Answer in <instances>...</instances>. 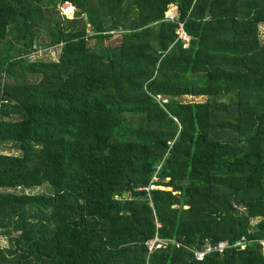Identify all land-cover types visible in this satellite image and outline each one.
<instances>
[{
    "label": "trees",
    "instance_id": "trees-1",
    "mask_svg": "<svg viewBox=\"0 0 264 264\" xmlns=\"http://www.w3.org/2000/svg\"><path fill=\"white\" fill-rule=\"evenodd\" d=\"M260 25L264 0H0V264H264Z\"/></svg>",
    "mask_w": 264,
    "mask_h": 264
},
{
    "label": "rangeland",
    "instance_id": "rangeland-1",
    "mask_svg": "<svg viewBox=\"0 0 264 264\" xmlns=\"http://www.w3.org/2000/svg\"><path fill=\"white\" fill-rule=\"evenodd\" d=\"M64 3L60 4L58 6V11H59V15L62 16L63 18H72L74 15H67L65 14L62 9L61 6ZM69 4V3H68ZM176 9L174 7H171L170 10L168 11V13H172L175 14ZM81 15H79V17H81ZM207 28L216 30V24H212L209 25L207 24ZM259 32H260V39L263 40L264 39V25H260L259 26ZM115 41V39H114ZM90 44L94 45L95 41L91 40V42H89ZM35 49L37 50L35 53H33L32 55L28 56L29 61H44V62H49V61H57L60 55V48L55 46V47H49L46 49H43L41 47H38L37 45H35ZM185 100L184 101H192V102H197V101H203L204 97H196V96H185L184 97ZM0 151L6 152V153H10V154H20V151L17 150V148L12 144V142H6L3 144V146L0 147ZM12 190V189H11ZM41 188H33V189H25L24 192H36V191H40ZM16 192H20V190H15ZM124 196V195H123ZM0 245L1 246H7L8 245V241L7 238L2 236L0 234Z\"/></svg>",
    "mask_w": 264,
    "mask_h": 264
},
{
    "label": "built area",
    "instance_id": "built-area-1",
    "mask_svg": "<svg viewBox=\"0 0 264 264\" xmlns=\"http://www.w3.org/2000/svg\"><path fill=\"white\" fill-rule=\"evenodd\" d=\"M178 39H180L183 42H188V37H187L186 33L184 32L181 24L179 25ZM161 241L162 240L158 237L149 241L148 242V248H149L150 252H152L153 249H155L156 247L160 246L159 242H161ZM258 243L261 245V251H262V254L264 255V240H260V241H258ZM236 244H240L241 247H244V244H242L241 242H236ZM225 246H226V242L220 241L214 247L206 246V248L204 250H195L194 253H195L196 259L201 260L203 258V255L205 253L209 252L210 250H213V249L222 250Z\"/></svg>",
    "mask_w": 264,
    "mask_h": 264
},
{
    "label": "water",
    "instance_id": "water-1",
    "mask_svg": "<svg viewBox=\"0 0 264 264\" xmlns=\"http://www.w3.org/2000/svg\"><path fill=\"white\" fill-rule=\"evenodd\" d=\"M82 16L84 17V19L87 18V15H85V14H83ZM165 16H166V18H168V19H172V18L175 16V14L169 15V13L167 12Z\"/></svg>",
    "mask_w": 264,
    "mask_h": 264
},
{
    "label": "crops",
    "instance_id": "crops-1",
    "mask_svg": "<svg viewBox=\"0 0 264 264\" xmlns=\"http://www.w3.org/2000/svg\"><path fill=\"white\" fill-rule=\"evenodd\" d=\"M70 5V4H69ZM72 7V6H71ZM73 8V7H72ZM73 12H74V9H73Z\"/></svg>",
    "mask_w": 264,
    "mask_h": 264
},
{
    "label": "bare ground",
    "instance_id": "bare-ground-1",
    "mask_svg": "<svg viewBox=\"0 0 264 264\" xmlns=\"http://www.w3.org/2000/svg\"><path fill=\"white\" fill-rule=\"evenodd\" d=\"M169 15H171V14L169 13Z\"/></svg>",
    "mask_w": 264,
    "mask_h": 264
}]
</instances>
